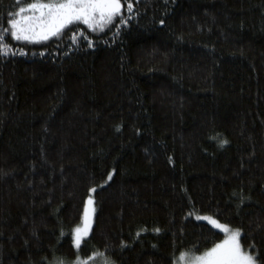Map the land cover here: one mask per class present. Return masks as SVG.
Listing matches in <instances>:
<instances>
[{"label": "trees", "instance_id": "16d2710c", "mask_svg": "<svg viewBox=\"0 0 264 264\" xmlns=\"http://www.w3.org/2000/svg\"><path fill=\"white\" fill-rule=\"evenodd\" d=\"M20 1L0 0V31ZM134 10L122 0L130 22L119 30L7 33L25 51L0 56V264L93 252L174 264L223 237L196 214L240 228L264 262V0H134ZM78 32L93 45L73 41ZM93 185V223L75 248Z\"/></svg>", "mask_w": 264, "mask_h": 264}, {"label": "snow or ice", "instance_id": "6c2138e0", "mask_svg": "<svg viewBox=\"0 0 264 264\" xmlns=\"http://www.w3.org/2000/svg\"><path fill=\"white\" fill-rule=\"evenodd\" d=\"M125 4L127 12L136 15L134 0H125ZM121 12L122 0H35V2L19 7L15 12L9 13L11 18L7 20V24L10 27L0 31V56L7 55L9 52L14 55L17 53L24 54V48L11 49L9 44L4 43L8 32H10L13 40L32 42L46 41L50 37L59 36L62 29L67 25L74 24V22H82L92 32L97 33L105 29L111 30L110 26L112 25L119 30L130 22V17L121 15ZM117 19L119 22L114 23ZM159 23L163 24L164 20H160ZM77 36L84 37V34L78 32L71 39L75 41ZM84 39H87L89 47L93 45V40L87 37ZM225 143V140L219 141L221 146ZM169 162L171 163V159ZM112 176V171H109L102 183H107ZM95 188L96 186L93 185L87 189L89 195L84 200L82 224L72 229L71 244L76 248L81 246V238L87 237L89 233L93 203L91 194ZM245 199L247 197L241 194L240 202L243 203ZM196 219L206 221L214 229H222L225 233L224 238L199 254L182 251L179 254L178 262H174V264H264L260 259L258 250H251L255 249L254 243H250L248 249L242 248L240 239H238L242 232L240 228L230 229L227 224L220 223L211 215L197 216ZM257 227L259 228L260 225ZM154 231L159 232L160 229L156 228ZM124 244L125 242L121 241V246ZM101 255L103 253L93 252L85 260H81L77 256L71 264H89V261ZM104 264H115V262L106 258Z\"/></svg>", "mask_w": 264, "mask_h": 264}, {"label": "rangeland", "instance_id": "374dc122", "mask_svg": "<svg viewBox=\"0 0 264 264\" xmlns=\"http://www.w3.org/2000/svg\"><path fill=\"white\" fill-rule=\"evenodd\" d=\"M31 2H35V0H30V1H20V4H19V6L16 8V10L19 8V7H22V6H25L26 4H28V3H31ZM15 10V11H16ZM14 11V12H15ZM25 14H27V13H25ZM92 211H91V226H92V223H93V217H94V203H92ZM83 212H84V209H83ZM203 215H205V214H196L195 215V217H197V216H203ZM82 217H83V213H82ZM220 222V221H219ZM220 223H222V222H220ZM80 224H82V221H81V223ZM223 224H225V223H223ZM91 226H90V228H89V232H90V229H91ZM229 226V225H228ZM76 227V226H75ZM74 227V228H75ZM229 228L230 229H236V228H233V227H230L229 226ZM217 230H219V231H221L222 233H223V237H222V239L224 238V235H225V233H224V231L222 230V229H217ZM89 234V233H88ZM84 238L85 237H82L81 238V243H82V241L84 240ZM222 239H220V240H222ZM238 239H239V237H238ZM76 248V247H75ZM184 252H186V251H184ZM181 253V252H180ZM179 253V254H180ZM194 254H199V253H194ZM178 258H179V255L177 256V258H176V260L174 261V262H178ZM81 259V258H80ZM106 258L105 257H103V256H98V257H96V258H93L91 261H89V264H104V260H105ZM75 260V259H74ZM73 260V261H74ZM81 260H85V259H81ZM53 264H60V262L59 261H57V262H54ZM67 264V263H66ZM68 264H71V263H68Z\"/></svg>", "mask_w": 264, "mask_h": 264}]
</instances>
